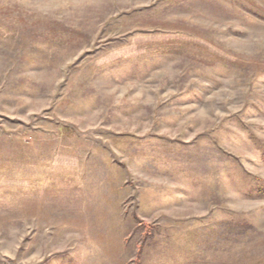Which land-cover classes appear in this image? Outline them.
Segmentation results:
<instances>
[{
	"label": "rangeland",
	"instance_id": "obj_1",
	"mask_svg": "<svg viewBox=\"0 0 264 264\" xmlns=\"http://www.w3.org/2000/svg\"><path fill=\"white\" fill-rule=\"evenodd\" d=\"M0 264H264V0H0Z\"/></svg>",
	"mask_w": 264,
	"mask_h": 264
}]
</instances>
